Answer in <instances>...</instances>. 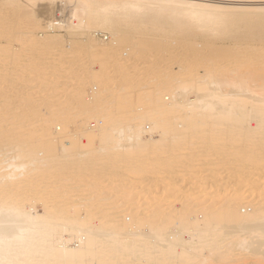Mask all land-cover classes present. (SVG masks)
<instances>
[{"label": "bare ground", "instance_id": "1", "mask_svg": "<svg viewBox=\"0 0 264 264\" xmlns=\"http://www.w3.org/2000/svg\"><path fill=\"white\" fill-rule=\"evenodd\" d=\"M223 1L0 0V264H264V95L169 31Z\"/></svg>", "mask_w": 264, "mask_h": 264}, {"label": "rangeland", "instance_id": "2", "mask_svg": "<svg viewBox=\"0 0 264 264\" xmlns=\"http://www.w3.org/2000/svg\"><path fill=\"white\" fill-rule=\"evenodd\" d=\"M211 1H214L218 5L227 4L223 0H211ZM235 2H238L236 7H249V8H245V9H239L238 8V10H233V9L219 10L215 16L217 18V21L206 25L207 27H205V28H200L199 23L194 21V20H180L181 21L180 23H179V21H176V23L178 22L177 27H176V26H173L174 24L176 25V23H172V25H170L169 23L171 20L168 19L169 22H167V23L170 25L169 27H171V29H169V27H168V29H169V31L171 30V32H173L172 34H174L177 38V35L180 33V32H178V31H180V29H178V28L185 27L186 29H184L183 32H185V30H186L188 36L191 37V39L193 38L192 40H194L195 42L197 41L202 46L205 45L204 46L205 48L201 46V48H200L201 50H204V49H207V47L208 48L210 47V51L212 52V50L214 51L216 48H219V47H223V48L229 47L230 48V46L233 47V45H235V47H237V50H235L234 53H236V55H237L238 52L240 53L241 52L240 50H242V48L244 47L243 51L244 50L246 51L245 60H246V65H247V67H246L247 71L244 74L245 75L250 74V79L252 78V80H253V82L250 83L251 84L250 86L252 88H254V90H257L261 94L264 95V9L256 8V7H263L264 6V0H252V1L242 0V1H235ZM63 6L64 5H62L59 1H56V2L52 3L51 5H49V7L53 10H63L62 9ZM3 7H6V5L2 3L0 5V10ZM3 9H5V8H3ZM35 9L36 10H47L46 9V2L45 1H39L38 4L35 5ZM165 25L168 26L166 24V22H165ZM172 26L175 27L176 29H178L177 30L178 33L174 32V30H176V29H174ZM182 29H181V32H182ZM102 31L100 33L102 35L99 34V37L101 39L104 38V41L106 44L109 42L110 38H112L111 33L109 31H104V30H102ZM167 33H169V32H167ZM175 36H174V38H175ZM180 36L181 35L179 34L178 37H180ZM165 39H167V38H165ZM168 39L169 40H167V41H170V38H168ZM110 43H109V45L107 44L106 46L110 47L111 46ZM16 45H19V44L16 43ZM258 45L260 47V50L256 51V47ZM211 46H212V48H211ZM245 47L247 49H245ZM238 48H240V49H238ZM74 49H77V48L75 47ZM233 55H235V54H233ZM255 58H258V61L256 60L257 63L254 64L253 59H255ZM105 60H107V59H105ZM113 61H111L112 63L111 62L108 63V65H110V66H109V69L107 68V70H110L113 67L112 66V65H114ZM74 62H72L74 67H76V65H77L76 68H78L79 65L82 66V64H80V62L79 63L76 62V64ZM139 65H141V64H139ZM142 65H144V64H142ZM137 66L136 67L134 66L132 68L130 67V70L136 68L135 70L137 72H141V70L143 68L147 67L146 69L142 70V73L143 72L148 73V72H145V70L146 71L148 70V66H144V67L139 66V67H141L140 69ZM160 66H161V67H159L160 69L159 70L157 69L159 71L158 72L159 74H161L160 72H163V70L166 72L167 71L166 69H168V70L172 69V68H167V67L165 69V67L163 65H160ZM177 66L175 65L173 68L176 69ZM88 68H89V66H88ZM137 69L140 71H138ZM125 70L129 71L128 67H126ZM125 70H124V72H125ZM160 70H162V71H160ZM177 70H178V68H177ZM133 71L134 70H132L130 73H132ZM136 71H134V73ZM88 75L86 73L85 81L92 80V78H90ZM192 98H194V95H192ZM193 154H194V152H193ZM201 155L202 154H197V155H195V157H197V156L201 157ZM203 156L205 157V155H203ZM189 164L190 163H188L186 166V168H188L190 166L189 169H187V171L189 170L188 173H190V168L191 169H192V167H194V169L197 168V172L195 171L197 178L202 179L201 177L203 174L201 172H199V177H198V171L200 170V169H198L199 167L196 164L195 165L192 163L190 165ZM191 172H193V174H195L193 169L191 170ZM203 177H205V176L203 175ZM247 188H249V186ZM256 190H257V188H256ZM39 209L41 212H43L41 210V207ZM143 230H146V228L144 227ZM241 253L242 252H238V251L231 252L229 255H233L234 257L236 256L235 257L236 260L233 262H227V260L224 259L220 262V264H258L256 257L253 258L254 256L250 257L247 255L248 257L245 256V259L247 261L243 260Z\"/></svg>", "mask_w": 264, "mask_h": 264}]
</instances>
